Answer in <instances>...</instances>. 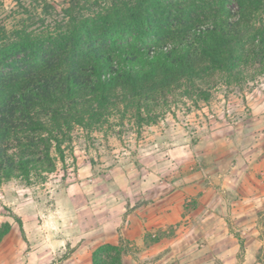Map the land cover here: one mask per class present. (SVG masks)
Masks as SVG:
<instances>
[{"label":"trees","instance_id":"obj_1","mask_svg":"<svg viewBox=\"0 0 264 264\" xmlns=\"http://www.w3.org/2000/svg\"><path fill=\"white\" fill-rule=\"evenodd\" d=\"M23 8L11 30L0 23V185L47 182L82 132L119 120L141 134L172 97L208 103L264 74V0H71L44 29ZM124 244L100 245L92 264H123Z\"/></svg>","mask_w":264,"mask_h":264},{"label":"rangeland","instance_id":"obj_2","mask_svg":"<svg viewBox=\"0 0 264 264\" xmlns=\"http://www.w3.org/2000/svg\"><path fill=\"white\" fill-rule=\"evenodd\" d=\"M70 1L21 0L37 10L41 21L32 26L41 29L56 23L52 17L64 15ZM23 6L19 0H0V23L14 28L27 18ZM212 92L211 101L199 105L185 94L172 97L158 123L144 126L141 134L136 125L122 126L119 120L108 136L97 132L90 139L82 132L67 152V167L60 162L45 183H2L0 226L9 224L11 231L0 244V264H92L97 247L122 240L123 264H264V210L262 245L252 255L237 218L223 224L219 213L210 217L200 206L202 198H216L209 187L217 197L228 190L227 199L235 200L226 187L238 182V170L264 166V74L243 88ZM179 195L178 222L130 241V213L167 200L176 210Z\"/></svg>","mask_w":264,"mask_h":264},{"label":"crops","instance_id":"obj_3","mask_svg":"<svg viewBox=\"0 0 264 264\" xmlns=\"http://www.w3.org/2000/svg\"><path fill=\"white\" fill-rule=\"evenodd\" d=\"M259 159L262 161L263 157L260 156ZM238 175L240 176L238 182L226 187L233 190L231 192L235 194V200L229 201L227 199L226 196L228 190H226V193L221 190V193L224 196L217 197L218 193L214 191L213 187H209L207 192H214L216 198L211 197L207 200V198L204 197L202 198L203 203L200 206L205 210H209L210 217L218 218V215L220 214V218L224 221V223L221 221L223 224H228V221L226 220H232V217L234 219L237 218L236 222H239L240 225H242L243 234H241V236L245 237V248L247 247L248 253H252L253 255L259 251L262 245L259 244L260 241L258 240V237L260 234V212L264 210V166L260 165L255 170L240 168V170H238ZM222 188H225V186H222ZM182 196L183 195H179L176 198V210H174L172 203H167V200L158 205L138 208L130 213L128 216L130 228L126 232L130 241L133 239H142L144 232L153 230V228H166L167 226L178 222L181 212L179 211L177 201L179 200L180 203H183L181 200ZM208 217L209 216L206 218ZM226 231L230 232V229H226ZM226 231L221 230L224 238H227ZM215 235L218 234L216 233ZM237 247L239 246H235L234 249H237ZM210 249L213 251L212 245H210ZM221 250L225 253H229L233 251V248L228 249L222 247ZM231 258L232 256L229 257L230 260H227L229 263H233Z\"/></svg>","mask_w":264,"mask_h":264}]
</instances>
